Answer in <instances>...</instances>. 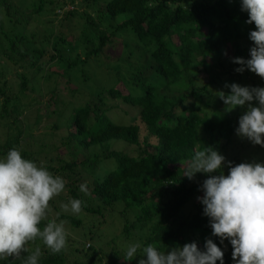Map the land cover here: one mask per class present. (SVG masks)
<instances>
[{"label": "trees", "instance_id": "1", "mask_svg": "<svg viewBox=\"0 0 264 264\" xmlns=\"http://www.w3.org/2000/svg\"><path fill=\"white\" fill-rule=\"evenodd\" d=\"M34 19L38 24L30 28ZM247 19L240 0H0V159L17 148L65 180V190L50 201L56 216L48 219L69 224L77 237L93 238L87 224L124 221L105 244L85 248L68 235L67 247L54 254L37 239L20 258L0 264H22L37 246L38 264H73V256L74 264H138L142 251L132 261L123 258L130 243L167 251L195 241L203 249L209 237L224 251V264H234L230 242L211 235L197 200L207 174L194 180L183 175L195 152L207 146L234 165L264 163V147L236 134L245 109L227 112L219 97L230 92L226 83L264 87V79L236 72L240 65L232 62L250 58L248 34L255 25ZM81 45L83 54L75 53ZM117 47L118 56L110 51ZM84 87L87 98L80 95ZM32 92L40 97L34 104L27 99ZM56 93L61 102L36 109L43 96L50 100ZM74 98L59 126L62 101ZM31 109L34 114L24 117ZM118 112L123 118L116 121L112 114ZM43 120L49 127L35 137L31 131ZM27 134L32 140L24 143ZM58 134L66 155L52 141ZM108 160L113 167L103 174ZM223 171L227 175L228 168ZM71 199L85 202L81 214L62 210Z\"/></svg>", "mask_w": 264, "mask_h": 264}, {"label": "clouds", "instance_id": "2", "mask_svg": "<svg viewBox=\"0 0 264 264\" xmlns=\"http://www.w3.org/2000/svg\"><path fill=\"white\" fill-rule=\"evenodd\" d=\"M240 3L241 10L248 13L245 23L254 24L255 28L248 34L252 42L250 58L235 57L232 62L240 65L236 72L249 70L264 79V0ZM225 88L230 92L220 91L219 97L226 111L245 109L236 134L264 147V87L226 83ZM197 173L207 174L199 187L203 195L197 200L203 205V215L209 218L211 235L218 237L221 244L225 240L230 242L234 264H264V163L234 165L218 150L207 146L195 152L183 176L194 180ZM65 184L62 177L25 159L17 148L0 159V259L20 258L27 251L26 246L37 239L54 254L67 247L64 222L48 219L50 201L65 190ZM81 191H87L84 185ZM84 206V201L71 199L61 208L79 215ZM44 221L47 223L41 228ZM138 251H142L138 264H224V251L210 237L203 249L195 241L167 251L154 244L141 249L140 243H130L124 260L132 261ZM41 255L37 246L22 264H38Z\"/></svg>", "mask_w": 264, "mask_h": 264}, {"label": "rangeland", "instance_id": "3", "mask_svg": "<svg viewBox=\"0 0 264 264\" xmlns=\"http://www.w3.org/2000/svg\"><path fill=\"white\" fill-rule=\"evenodd\" d=\"M69 8H71V7H69ZM50 15H48V17H49ZM48 17H45V18H48ZM39 18H41V17H39ZM43 21H44V19H43ZM55 22H53V25H55L56 27H57V29H59V30H61V31H65V26H60V25H58L59 23H57V20H54ZM34 22L35 23H31V26H30V28H34L38 23H37V21L34 19ZM67 38L69 39V40H73L74 39V37H73V34H71V33H68L67 34ZM112 53H114V55H119L120 54V48L119 47H117L115 50L114 49H111L110 50ZM75 53H80V54H83V52H82V45L79 47V49L77 50V51H75ZM102 58V57H101ZM49 65H52V64H49ZM87 67H88V65H87ZM90 67V66H89ZM88 67V68H89ZM99 71H100V69H99ZM97 72H98V70H97ZM106 71L104 70V69H101V71L100 72H98V74H99V76H107L108 77V75L105 73ZM71 74H75V72H72ZM59 75L58 74H53L52 75V77L51 78H53V79H55V78H57ZM75 77H79L78 76V74H76L75 75ZM79 79H80V77H79ZM79 79H76V81L77 80H79ZM66 80V79H65ZM67 81H69L68 79H67ZM69 82H73V80H70ZM68 83H65V87H66V85H67ZM64 86V85H63ZM66 89V88H65ZM86 89H85V87H84V90H82L81 92L82 93H80V95H83L85 98H87V95L88 94H86ZM66 92H67V94L68 93H70L67 89H66ZM79 93V92H78ZM70 95H72V94H70ZM73 97H75V94L74 95H72ZM27 99H29L30 101L29 102H31V103H33V101H32V99H39L40 100V97L37 95V93H34V92H32L28 97H27ZM43 99L45 100L43 103H40L39 105H37L36 106V109H40V108H43V107H45V102L47 101V103H48V101H49V103L48 104H51V105H55L54 103H57V102H61L60 101V99L57 97V93L55 94V96H54V99L52 100V99H50V100H48V96H43ZM72 101H70V100H68V101H62V104L65 106V108H61L62 109V116H60L59 117V119H57L56 121L58 122V124H59V126H61L60 124H62L63 122H64V118H65V116L67 115L66 113H68V115L70 116V114H71V110L73 109V105H74V103L75 102H77V100L74 98V99H71ZM34 104V103H33ZM122 106H124L123 104H122ZM32 111L30 112V113H28L27 111H25L24 112V117L25 116H28L29 114L30 115H33L34 114V112L33 111H35V109H31ZM116 113H114V114H112L114 117H115V120L116 121H118V120H120V119H122L123 118V114H120L119 112H118V114L117 115H115ZM117 117V118H116ZM69 119V118H68ZM31 124V123H30ZM46 124V120H43L41 123H40V125H36V127H35V129H34V131H31V134H35V137H36V134L38 133V132H40V131H42V130H44L43 129V126ZM32 125V128L34 127V124H31ZM46 126H48L49 127V125H45V127ZM4 133V130H3V128H0V143H2V141H3V139H4V137L5 136H2V134ZM63 135H64V132H63ZM56 138L57 139H54V140H52V141H54V142H57V145H58V148H59V153L61 154V155H66L67 153V150H66V148L63 146V145H60L59 144V139L58 138H60L59 137V134L58 135H56ZM32 140V137L29 135V134H27V135H25V136H23V141H24V143H28V142H30ZM120 143H117L116 145H115V147H118V148H122V147H124L123 145H119ZM120 146V147H119ZM83 154L82 153H79L78 154V156L76 157V158H79V157H81ZM66 157H68V156H66ZM66 160H69V157L68 158H66ZM109 162V163H108ZM106 163H108V164H110V167H109V165H106L104 162H102V164H101V167H103L102 168V171H103V174L104 173H106L107 171H110L111 169H112V167H113V163L112 162H110L109 160L108 161H106ZM52 165H54V166H57L56 165V163L55 164H52ZM97 171H99V168H98V166H97ZM54 176H57V174H55L54 172H52V171H50ZM102 174V175H103ZM86 179H88L87 177H85V180ZM84 180V181H85ZM57 203H59L58 201H57ZM50 209H51V212H50V217L51 218H54L55 216H56V210L54 209V207L53 206H51L50 205ZM112 218V217H111ZM109 219L108 218V220H107V222L106 223H102L100 226H97V224L96 225H90V224H87L86 226L87 227H90L91 229L92 228H94V230L92 229L91 231H92V235H93V238L90 240V239H88V238H83V237H80V236H78L77 237V234H79V231L77 230V229H74V228H71L70 227V225L69 224H67V223H64V226H65V229H66V231H67V233H68V235H70V236H72V237H74V238H77V239H79L80 238V242L82 243V244H84V246H85V248H89V245H91V244H95L96 245V243L98 244V245H100V244H105L106 242H108V240L110 239V236L112 235V234H114V233H116V234H118L121 230H122V227H123V219L122 220H120V219H118V217H113L112 219ZM114 247H115V244H114ZM75 259V256H73L72 257V263L74 264V262H73V260ZM120 263L121 264H124L123 262H122V260H120Z\"/></svg>", "mask_w": 264, "mask_h": 264}]
</instances>
